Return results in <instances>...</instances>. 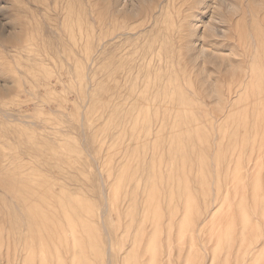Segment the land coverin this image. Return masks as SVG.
I'll return each mask as SVG.
<instances>
[{
	"label": "rangeland",
	"instance_id": "obj_1",
	"mask_svg": "<svg viewBox=\"0 0 264 264\" xmlns=\"http://www.w3.org/2000/svg\"><path fill=\"white\" fill-rule=\"evenodd\" d=\"M43 1L0 0V264H264L261 0H194L233 31L197 62L192 0H126L134 37L116 0Z\"/></svg>",
	"mask_w": 264,
	"mask_h": 264
},
{
	"label": "bare ground",
	"instance_id": "obj_2",
	"mask_svg": "<svg viewBox=\"0 0 264 264\" xmlns=\"http://www.w3.org/2000/svg\"><path fill=\"white\" fill-rule=\"evenodd\" d=\"M43 1V0H42ZM117 3H116V7H115V13L117 14V16H119V21H123V22H127V24L129 23V25H125L124 27H121V34L122 35H127V34H130L132 35L133 37L136 36L139 32H145L146 31V28H143L142 29H138L140 28L139 26L136 25V23L133 24V21L135 20L136 17H138V15H133L132 14V9H133V6H134V1H130L129 3L130 4H126V0H116ZM218 1V7H220L222 4H225L228 8V11H230L231 13H235L236 14V7L234 6L233 3L227 1V0H217ZM39 2V1H38ZM173 2V0H172ZM40 3V2H39ZM46 3L43 1V4ZM165 3V2H164ZM164 3H161L160 4V12L162 14V6ZM167 3V2H166ZM260 3V2H259ZM41 4V3H40ZM113 4V3H112ZM206 4V3H205ZM261 6L264 8V0H261ZM47 5V4H46ZM203 3L202 1H194L192 0L189 1V4L186 8V12L184 13L183 17H181L180 19L178 18V20L176 21H173L171 27H172V30L173 32L177 33L176 31L178 30L177 28V25L178 23H182V31L184 32V35H182L180 37V40L178 42V47H180L181 49H183L185 51V57L187 59V61L189 62H192V60H195L196 62L197 61H200V60H203L205 58H214L215 57V53L214 51L213 52H209L208 51V48H199V43H201V41H205L206 39V36L208 35L209 32L212 33L211 36H208V38H214L216 39V42H219V41H225V40H231V38L229 37V33L233 32L232 31V24L230 23L228 28L227 29H220V28H217L216 25L217 23H214V21H211L209 23H207L204 19H205V13H202L203 10L205 9H202L203 8ZM208 5V4H207ZM44 6V5H43ZM205 6V5H204ZM49 7V6H47ZM113 7V6H112ZM111 7V9H112ZM206 8V6H205ZM49 9V8H48ZM101 13V12H100ZM103 13V12H102ZM136 14V13H135ZM153 17H155V19L157 18L156 16L153 15ZM263 19V17H261ZM154 19V18H152ZM176 19V18H175ZM109 21V20H108ZM107 23H110V21ZM222 23H226L225 21L223 20H220L219 24H222ZM264 23V22H263ZM216 24V25H215ZM126 29V30H125ZM124 31H126V33H123ZM238 31V30H237ZM260 37H261V34H259ZM251 36V35H250ZM252 37V36H251ZM207 38V39H208ZM262 38V37H261ZM264 38V37H263ZM254 39V38H253ZM252 39V40H253ZM251 40V41H252ZM262 41V40H261ZM250 42V41H249ZM253 42V41H252ZM255 42V40H254ZM253 42V43H254ZM258 43V42H257ZM261 44V42H260ZM255 45V43H254ZM262 45V44H261ZM201 46V44H200ZM260 46V45H259ZM258 46V47H259ZM255 53V52H254ZM262 53V52H261ZM257 55V54H256ZM256 59V58H255ZM257 60V59H256ZM255 62V61H254ZM254 66V65H253ZM254 69V68H253ZM264 72V70H263ZM262 72V73H263ZM253 86V85H252ZM255 84L253 86V88H251V90H253L255 88ZM260 87V84L257 88ZM261 89V88H260ZM256 90V89H255ZM254 90V91H255ZM252 92V91H251ZM254 93V92H252ZM252 95H255V94H252ZM256 97V96H255ZM254 97V99H255ZM257 103V102H256ZM255 103V104H256ZM256 106V105H255ZM256 116V115H255ZM208 117V116H207ZM257 118V117H256ZM248 119V118H247ZM258 119V118H257ZM259 120V119H258ZM210 122V121H209ZM203 129V128H202ZM198 131V130H197ZM204 131V130H203ZM200 135V134H199ZM208 135V133H207ZM198 136V134H197ZM203 137V136H202ZM199 138V137H198ZM202 139V138H201ZM199 140V139H198ZM203 141V139H202ZM205 141V139H204ZM203 141V142H204ZM208 142V141H207ZM202 143V142H201ZM206 145V143H204ZM203 145V144H202ZM201 145V147H202ZM195 149V148H194ZM192 149V150H194ZM198 149V148H197ZM197 149H195L197 151ZM201 149V148H200ZM199 149V151H200ZM204 150V149H203ZM202 150V151H203ZM201 151V153H202ZM212 151V150H211ZM210 151V152H211ZM195 153V151H192ZM213 152V151H212ZM198 153V152H197ZM193 154V153H192ZM200 155V152L198 153ZM211 155V153H209ZM195 155V154H194ZM203 155V153H202ZM206 155V154H205ZM208 155V154H207ZM204 156V155H203ZM201 157V156H199ZM210 158V156H208ZM207 157V158H208ZM203 159V157H201ZM206 156H205V159H207ZM208 158V159H209ZM203 159V160H205ZM207 159V160H208ZM201 162V161H200ZM204 163V162H203ZM202 164V163H201ZM208 164V163H206ZM203 165V164H202ZM201 165V166H202ZM239 165H241V163L239 162ZM202 168H204V165L201 167V171H202ZM214 168V167H212ZM242 169V166L240 167ZM240 169V170H241ZM206 170V169H205ZM204 170V171H205ZM207 171V170H206ZM205 171V172H206ZM203 173V171H202ZM209 173V172H208ZM206 174V173H205ZM202 175V174H201ZM211 175V174H210ZM206 177V176H205ZM208 179L210 178L209 175L207 176ZM202 178V176H201ZM204 178V177H203ZM206 178H204L205 180ZM202 181H204L203 179H201ZM211 180V178L209 179ZM210 183V182H209ZM209 186V185H208ZM211 187V186H210ZM119 193V192H118ZM154 194H157V193H154ZM151 198V197H150ZM152 199V198H151ZM150 199V200H151ZM153 199L154 198V195H153ZM153 199H152V202H153ZM154 204V203H153ZM159 211V210H158ZM248 215V214H247ZM157 216V214H156ZM245 216V215H244ZM246 217V216H245ZM248 217V216H247ZM156 218V217H155ZM159 219V217H158ZM157 219V221H158ZM248 219V218H247ZM246 219V220H247ZM160 220V219H159ZM248 221V220H247ZM159 223V221H158ZM248 223V222H247ZM73 225V224H72ZM73 228V227H72ZM63 233V232H62ZM230 233V232H228ZM157 247V246H156ZM156 249V248H155ZM35 252V251H34ZM159 253V252H157ZM154 255V254H152ZM156 256V255H155ZM157 258V257H156ZM32 259V258H31ZM35 260V259H34ZM30 261V260H29ZM33 261V260H32Z\"/></svg>",
	"mask_w": 264,
	"mask_h": 264
}]
</instances>
